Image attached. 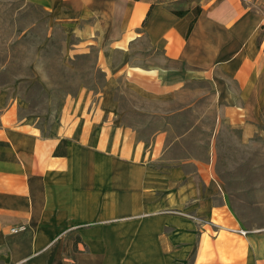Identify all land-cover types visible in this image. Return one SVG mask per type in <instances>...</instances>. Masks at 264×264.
Wrapping results in <instances>:
<instances>
[{"label":"crops","instance_id":"0c3cea01","mask_svg":"<svg viewBox=\"0 0 264 264\" xmlns=\"http://www.w3.org/2000/svg\"><path fill=\"white\" fill-rule=\"evenodd\" d=\"M27 1L101 46L103 81L44 129L0 105V264H264V230L238 225L210 168L141 132L201 83L218 125L264 132V0Z\"/></svg>","mask_w":264,"mask_h":264},{"label":"rangeland","instance_id":"374dc122","mask_svg":"<svg viewBox=\"0 0 264 264\" xmlns=\"http://www.w3.org/2000/svg\"><path fill=\"white\" fill-rule=\"evenodd\" d=\"M245 1L254 9L263 7V0ZM101 50L98 43H85L66 32L39 5L0 0V105L16 104L18 116L46 128L66 100L101 85ZM193 88L200 93L189 91L172 105L150 109V122L141 132L168 128L170 156L190 163L195 159L210 168L220 200L238 225L264 230V132L242 141L237 130L218 125L208 85ZM91 99L96 100L94 93Z\"/></svg>","mask_w":264,"mask_h":264},{"label":"trees","instance_id":"16d2710c","mask_svg":"<svg viewBox=\"0 0 264 264\" xmlns=\"http://www.w3.org/2000/svg\"><path fill=\"white\" fill-rule=\"evenodd\" d=\"M199 11H200V8L198 6H196L195 7V16L199 13ZM174 12L178 15H182L184 13V11H182V10H174ZM192 23H193V21L191 22L188 30H190Z\"/></svg>","mask_w":264,"mask_h":264},{"label":"built area","instance_id":"2783aa9c","mask_svg":"<svg viewBox=\"0 0 264 264\" xmlns=\"http://www.w3.org/2000/svg\"><path fill=\"white\" fill-rule=\"evenodd\" d=\"M14 230V229H13ZM240 233H245L246 232V230H244V229H239L238 230Z\"/></svg>","mask_w":264,"mask_h":264}]
</instances>
